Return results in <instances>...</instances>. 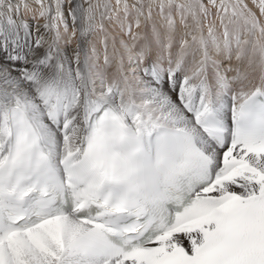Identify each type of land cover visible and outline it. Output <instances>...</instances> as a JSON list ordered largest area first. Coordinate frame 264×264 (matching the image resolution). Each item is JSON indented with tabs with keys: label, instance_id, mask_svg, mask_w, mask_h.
Instances as JSON below:
<instances>
[{
	"label": "snow or ice",
	"instance_id": "obj_1",
	"mask_svg": "<svg viewBox=\"0 0 264 264\" xmlns=\"http://www.w3.org/2000/svg\"><path fill=\"white\" fill-rule=\"evenodd\" d=\"M0 264H264V0H0Z\"/></svg>",
	"mask_w": 264,
	"mask_h": 264
}]
</instances>
